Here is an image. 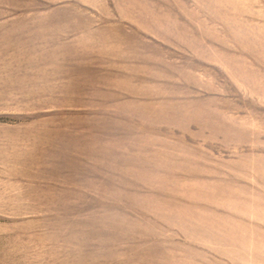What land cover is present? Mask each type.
I'll return each mask as SVG.
<instances>
[{
	"label": "rangeland",
	"instance_id": "1",
	"mask_svg": "<svg viewBox=\"0 0 264 264\" xmlns=\"http://www.w3.org/2000/svg\"><path fill=\"white\" fill-rule=\"evenodd\" d=\"M0 264H264V0H0Z\"/></svg>",
	"mask_w": 264,
	"mask_h": 264
}]
</instances>
